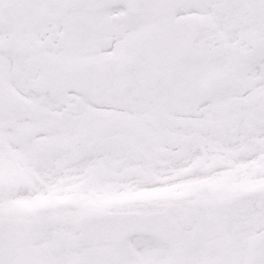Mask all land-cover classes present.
Returning <instances> with one entry per match:
<instances>
[{
	"label": "snow or ice",
	"instance_id": "1",
	"mask_svg": "<svg viewBox=\"0 0 264 264\" xmlns=\"http://www.w3.org/2000/svg\"><path fill=\"white\" fill-rule=\"evenodd\" d=\"M0 264H264V0H0Z\"/></svg>",
	"mask_w": 264,
	"mask_h": 264
}]
</instances>
